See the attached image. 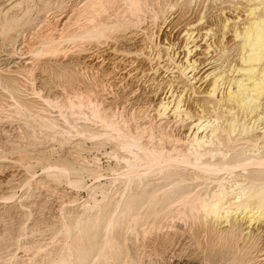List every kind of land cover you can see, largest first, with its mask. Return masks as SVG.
Returning <instances> with one entry per match:
<instances>
[{"label": "bare ground", "instance_id": "1", "mask_svg": "<svg viewBox=\"0 0 264 264\" xmlns=\"http://www.w3.org/2000/svg\"><path fill=\"white\" fill-rule=\"evenodd\" d=\"M20 1L18 2L17 6L15 5V7H20L22 3L25 4V2ZM168 1L169 0H68L69 5L66 3V0H33L32 2H27L23 8H18L17 11L11 14H6L3 19H0V42H2L3 47L4 45L6 46L9 44L14 46L17 43V39L20 35L19 32L21 30L25 29L27 30L26 32H30L27 34H32L36 30V27L43 28L42 32H40L41 29L38 28L35 31L37 34V31L40 30L38 32L40 33V35L38 34L39 36L29 35L31 37H36L37 41L32 40V38L28 36L30 38H28V40L30 41L27 42V40L23 37L25 39V45L20 46L27 48V52L30 50L31 53H34L38 61H44L39 64V67L36 68L35 63L37 62L35 61L37 60L34 61L35 63L31 61L30 65L27 63L26 66L21 65V63H24L22 62L24 60L23 58H21L23 59L22 61L17 63L14 62L15 60L13 59L14 61L11 62H14L12 64H15L14 66L17 69L15 68L16 70H13L8 68L7 71L2 70L4 72L6 71V74L0 70L3 73H0V87L12 100H14V102L17 104V108L19 106V109H16V112H18L17 110L22 109L20 106L23 108L35 107L34 104H32L33 101H31V103L30 101H24V99L21 98V96H24L23 94H25L29 88L28 85L21 84V81L23 82L25 79L26 81L27 79L30 80V76H34L36 73L41 74L39 71L44 73V71L57 69V72L61 73L60 77L65 75L63 73L66 70H69L68 68L71 66V63H69L67 59L65 60V56L68 55L67 53L70 50V46H72L71 49L82 51L85 50L84 48L86 46L100 48L102 45L115 46L116 42L120 40L131 42L134 39H137V36H139L138 38L140 39V42L148 45L147 40H151V38H149L151 34L150 36L149 34L148 36H144L145 32L140 31V29L133 31L131 29L139 26L142 18L144 17H148L151 19V21L155 22L156 19H158V14L161 12V9L169 5ZM193 1L194 0H177V3H174L175 5H170L172 6L171 8H174L173 6L178 8L177 13L175 14H178L180 18H178L179 21L177 22H180V20L186 18V12L188 8L190 9V5L193 3ZM207 1L208 0H205V3ZM217 1H219L221 6L220 12L217 11L220 16H222L220 13L223 14L225 12H230V10L231 12L234 11L233 14H236L235 12H237L238 16L235 15L237 17L232 20H235V24L231 23L232 21L229 19V17L224 20L222 19L223 27L221 29L223 31V35L220 33L222 36L219 35V38L217 37L218 39L215 40V33L219 31L214 29L213 24L211 25L213 28L205 26L206 29L202 30L201 32L197 31L199 29L198 26L200 27V25L207 23L209 19L207 20L206 17L199 16L200 18L195 20L193 23L191 22L192 24L188 22L189 24H187V27H184L186 29H182L184 31L183 36L185 38V43L183 42L184 46L182 45L184 51H182V47L179 49V51L185 53H183L184 55L182 58L180 57L181 59L177 57V53L179 51H176V53L173 55L168 53H172V51H169L171 50L169 47L171 45L168 46V44L167 46L164 44L160 45L158 50H156V53L152 56L146 53L147 51H145V49L146 47L149 48V46L145 45H143V48L141 49L139 48V45V50H132L130 47L127 51L126 48L125 52H120L119 50H116V48H111V50L115 53L111 57L117 56L114 58L127 67L124 70L118 71L119 73L121 71H123L121 73H124L125 70L129 71V67L134 69L132 75L134 74V77H138L140 81L142 80L141 77L146 75L145 77L148 78L147 81L154 83L155 86L157 85V88H165L166 94L165 96H162L163 98L160 97L159 99L157 97V99L155 96L156 99L149 101L148 105L144 106L147 107V110L149 109L148 111L151 113L150 116L149 114L147 115V110H145L147 113L144 111L142 112V110L146 109L144 108L141 110L142 114L141 116H138V118H136V113L138 111H135L136 113H134L131 110V113H129L130 110H128L129 116L130 114L134 113V117L136 118L135 120L138 119L136 122H133L134 120H123V118L120 120H115V118L113 119L108 113H115V110L101 107V109H106V111H104L99 109L98 107L100 106L96 104L98 102V97L104 94L99 93L101 88H97V90L99 89V92L94 89L92 90L93 92H98V94L95 93L98 96L96 97L95 95V98H97L95 102V99L90 96L91 94H85L89 91V89L85 91L86 88L84 89V94L86 95H84V98H79L78 100L76 99L77 101H71L72 98L69 97L70 101L69 99H67L68 101L64 100V105L75 111L78 109H83L84 107H86L85 109L89 107L90 109L88 113H92L103 126L101 127V129L103 128V132L101 133L96 130V134L100 135L102 138L105 137L107 139L108 137L110 139L112 138V140L114 139L113 141H116L117 145H119L121 149L127 153L129 159L127 156H125L127 159H125L126 162L124 163L127 164L125 165L127 170L124 172V170L121 169L123 172L120 174V176L125 179V181L123 180L125 182V191H131V194L128 197H125L124 194L121 195L120 199L116 201L115 204L108 203L105 206H98V214L94 216L88 217L85 220L78 219L73 221L74 223L72 222L66 226H63L65 227L64 239L60 244L56 245V248L53 252H50L45 255L46 257H43L45 259L43 260L44 264H135V256L128 248V234L131 229L136 230L137 226L140 225L145 217L154 211H160L162 213L167 212L169 215H172V217H174L173 215L175 214L177 218H181L180 221H182L183 217L199 218V221L203 227L202 231L204 230L207 232L209 238L207 236L206 237L210 240L209 243H211V247L209 248L210 253L207 254L209 258L207 255V258H204L208 259L210 264H219L223 257L226 260L227 255L235 253L237 246L236 244L239 240H242L245 237H254L252 231L248 230L251 225L257 222H260L261 224L262 222L264 223V0H233L228 2L225 0ZM208 3L209 2H207V5ZM211 4L212 5L210 6L213 8L216 6L212 1ZM210 6H208L207 9ZM57 9H63L64 11L61 14H57ZM215 9L216 8H214V10ZM50 12H52V21L54 20V23L52 22L53 24L49 23V21L46 22L44 17L45 14ZM203 12L204 11H202V13ZM33 13L36 14V18L32 20L30 16ZM204 13H206V11ZM214 14L216 13L214 12ZM218 14L216 15L219 16ZM48 17H51V15ZM188 17L187 18L190 19V16ZM46 19L48 20V18ZM44 22L46 23L44 24ZM183 22L186 23L184 20ZM156 23L158 22H155V24ZM209 23L207 24L210 25ZM231 24L233 25L231 26ZM151 25L152 24H150L149 27H151ZM182 27L183 26L181 25V28ZM213 29L217 32L214 33ZM199 30H201V28ZM53 31H58L57 35H55L56 33L53 34ZM126 31L129 32L125 33ZM228 31H233L232 36L236 42L234 47L227 46L230 49L222 46L224 37L230 33ZM25 34L24 36H26ZM208 37L209 41L210 38L214 37L215 43L213 45L206 44L205 46V43L208 42ZM204 39L207 41H204ZM199 41L205 42L203 43L205 47L203 52H201V44L200 46L197 45ZM150 48L154 49V47ZM172 48H175L174 45H172ZM19 50L21 52L22 48ZM104 50L105 49L99 51L102 53ZM150 50L148 51L150 52ZM8 51L9 53L7 54H12V56H14L18 50L13 47L12 50ZM22 53L24 54L25 52ZM92 55L94 54L92 53ZM87 56L89 58V55H86V57ZM105 60L106 59H104V61ZM109 60L114 61L113 58ZM109 60L107 59L108 62ZM143 63H152L154 66H152L150 69L147 67V69H149L147 72L144 65L145 69L141 70L142 72H140V69L142 68L139 67L140 64ZM101 64H103V62ZM137 65H139V67ZM74 66V68L71 66L72 69L77 68L76 65ZM10 68L13 67L10 66ZM115 69L117 68L115 67ZM131 69L130 71H132ZM98 70L100 71V69ZM72 72L71 74L67 72V76L70 77V75H75ZM77 72L78 71H76V73ZM113 73V77H116L114 70ZM126 73L128 72L126 71ZM53 75H55L54 72ZM102 75L103 73L100 76L102 77ZM106 76H104V79ZM121 76V79H118L117 77L116 79H113L122 81L123 75ZM129 76H131V74ZM77 77L78 76H76V78ZM157 77H163L162 82L159 84L157 83L159 82L158 79L155 83ZM19 78L24 79L20 81ZM40 78L42 77L38 76V79ZM74 78L71 76V80L68 82L70 87H72L73 84H75L74 86L77 85L74 82H76L78 78ZM109 80L111 81L112 79ZM40 81L41 80H39V83H41L42 86L39 85L40 87L35 88L33 83L32 87L30 86L34 94L38 92V89L44 87L45 85H50L49 82L46 84L42 83L43 81ZM98 81L100 80L95 82ZM106 82L107 81L103 82V84ZM100 83L101 81L99 82V85ZM65 84L67 85V80L66 83H64V86H66ZM103 84L101 83V85ZM108 85L110 87L111 85L114 86L115 84ZM118 85H116V87L114 86L113 89L119 88L120 90ZM141 85L140 88L143 89L145 84H143L142 87ZM151 85L152 84L149 86L151 87ZM70 87L66 88H69L70 91ZM76 87L72 88L75 89ZM105 87L107 88V86ZM106 88L105 90L107 92ZM52 89L54 90V88ZM135 89L131 88L129 90L132 95V91ZM139 89H136L135 92L137 93V90ZM121 90L123 89L121 88ZM28 91L30 92V90ZM151 91L155 92V89L153 90L151 87ZM41 92L39 90L38 93ZM70 92L73 91L71 90ZM117 92L119 91L117 90ZM117 92L116 95L119 99V97L122 95V92L120 96H118L119 94ZM144 92L142 90V92L139 93L141 94V97L142 93L143 95H146V92ZM153 92L147 93H149L148 95H151ZM112 93L113 92H111V94ZM34 94L32 95L35 96ZM77 94L78 93H76V95ZM39 96V99H41V101L44 103H50L52 100L51 98H45L41 95ZM140 96L139 98H141ZM65 98H68V96H65ZM101 99H99V101H101ZM110 100L111 98L109 99V102ZM123 100L127 101L128 99ZM123 100L120 99V102H123ZM134 100L137 99L134 98ZM142 100L144 99L142 98ZM54 101H52V103H54ZM103 102L104 101L101 103ZM106 103L108 102L106 101ZM127 103L129 104L130 101H127L126 104ZM123 104L122 106L126 105ZM132 104L134 108L136 103L134 104L132 102ZM142 105L139 106L142 107ZM59 106L61 105L59 104ZM122 106L120 104L121 108ZM117 107L114 108L116 109ZM44 108H46V106ZM138 109L140 108L137 107V110ZM82 113H79V115ZM144 113H146L145 115H147V117L144 115ZM36 114L38 116L39 112ZM115 115H120V117H123L127 114H123V116H121L122 114L116 113ZM37 116L35 115V119H37V121H39L38 119L40 118H42L41 120H44L43 118H45L44 116H40V118ZM86 118L88 117L86 116ZM69 119V121L73 120L72 118ZM77 119L78 118H75L74 122L71 121V123H69V121L66 122L67 124H72L75 123ZM80 119L84 121V119ZM131 119L134 118L131 117ZM88 121L92 122L89 119ZM129 122H133L134 126L131 124L133 128L130 127ZM51 123H49L48 126ZM84 123L86 122L77 124L81 125L78 126L81 127L82 130L89 131V133H85L86 135L92 132L91 135L93 136L95 134L93 131H95V129L98 127L94 130L92 129L93 131H91V128L89 130V127H87L88 124ZM83 124L85 127H82ZM54 126L57 127L56 125ZM172 126H175L174 128H176L177 132H179L177 129L179 128L180 132L176 133L175 130V134L173 130L171 131L173 134L168 132L167 127L168 130H170L173 128ZM43 127L45 126L43 125ZM67 127L68 126H65V128ZM53 128L54 127L51 129ZM71 128L73 129V127ZM67 129H69V127ZM67 129H64V131ZM70 131L72 132V130ZM82 134L83 132H81L80 137L83 136ZM86 135H84L85 138H92L86 137ZM93 137L95 139V136ZM54 171L62 172L59 170ZM62 173H65V171ZM97 175H99V173H97ZM99 176L101 177V175ZM100 177L97 176L95 179L99 180ZM203 188H208L210 190L207 189L205 193L200 192ZM77 208L80 207L77 206ZM180 223L182 224V222ZM132 225L134 226L133 228ZM183 226H185V222ZM258 226L260 227H257V232L254 231L256 233L255 236H260V238H263L264 240V228H261L263 225L261 226L258 224ZM183 230L185 231V229ZM200 235H198V237ZM194 237H196V235ZM260 238H258V240H260ZM136 245H138V243ZM46 246H49V244ZM139 247H141V245ZM43 250V246H39L30 254H25V257L27 258V264H33V262L41 257L42 253H44ZM240 250L238 251L240 252ZM262 250H264V248ZM235 257L236 256L233 258ZM240 259L238 261L235 258L237 262L234 260V262L231 264H243L241 263ZM197 263L200 262L198 261ZM202 263H206V261Z\"/></svg>", "mask_w": 264, "mask_h": 264}, {"label": "rangeland", "instance_id": "2", "mask_svg": "<svg viewBox=\"0 0 264 264\" xmlns=\"http://www.w3.org/2000/svg\"><path fill=\"white\" fill-rule=\"evenodd\" d=\"M19 1L20 0H0V15H1L0 19H3L6 14H11V13L17 11L18 8H23L27 4V2L29 3L30 1L32 2L33 0H30V1L29 0H24V1L21 0L22 2H25V4L22 3L20 7H15V5L16 6L18 5ZM211 1L213 3H215V5H216V6H214V8H216L215 10L213 7L210 6V5H212ZM225 1L228 2V1H233V0H225ZM168 2H169V5L168 6L164 5L166 7L161 9V12L158 14V19H156V21H155L158 23L155 24V22L151 21L150 18L144 17V18H142L139 26L131 29L132 31L140 29V31L145 32L144 36L145 35L148 36V34L150 36V34H151V36L149 37V38H151V40H149L151 42H149L147 40L148 45H145V43L140 42V39L138 38L139 36H137V39H134L131 42L125 41V40L124 41L120 40V41L116 42L115 46L102 45V47H100V48H96L94 46H86L84 48L85 50H82V51L71 49L72 46H70V50L67 53L68 55L65 56L66 58L65 57H63V58H65V60L67 59V61L69 63H71V66H73V68L75 67L74 65H76L77 68L72 69V67L70 66V68H68L69 70H66L63 73L66 75V76L63 75V76H65L64 78H62L63 76L60 77L61 73H58L57 69L44 71V73L39 71L41 74L36 73L34 76H30V80L27 79V81H26V79H25L23 81L24 83L21 81L24 78H21V79L19 78V80L21 81V84L28 85V87H29L28 90H30V92L27 90L26 93L23 94L24 96H21V98L24 99V101H30V102L33 101V103L32 102L31 103L34 104L35 107L23 108L20 106V108H22V109L17 110L18 112H16V109H19V106L17 108V104L14 102V100H12L0 87V104H1L0 105V111L2 110L0 112V113H2V114H0V264H27V262H26L27 258L25 257V254H27V255L30 254L33 250H35L39 246H43L44 253H42L41 257H39L36 261H34L33 264H44L43 260H45V259L43 257H46L45 256L46 254L53 252L56 248V245L60 244L61 241L64 239L65 227H63V226H66L67 224L72 223L73 221H76L78 219L85 220L88 217L94 216V215L98 214V206H100V205L105 206L108 203L115 204L116 201H118L120 199L121 195L124 194L125 197H128L131 194V191L130 192L125 191V186H124L125 185L124 184L125 179H123V177L120 176V174H122L123 170H124V172H126L125 170H127V168H125V165H127V164H124L126 162L125 159L128 158L127 153L123 149H121V147L119 145H117L116 141H113L114 139L112 140V138L110 139L108 137H107V139L105 137L102 138L100 135L96 134L97 131L101 132V133L103 132L102 131L103 128L101 129V127H103V126L95 118V116L92 113H88L89 109H90L89 107H87V109H85L86 107H84L83 108L84 110L78 109L79 111L78 110L75 111V110L71 109L70 107L68 108V106H65L64 104H65V101H68L67 99H69V97L72 98L71 101H74L76 99L78 100L79 98H81V99L84 98L85 94L86 95L91 94L90 96H92V98L95 99L94 100V102H95L97 100V98H95V95H96L95 93L98 94V92L100 91L99 93H104V94L102 96H100L102 99L96 95V97H98L97 101L99 102V103L97 102L96 104L98 106H100V107H98L99 109H101V107H104V108H108L111 110H115L116 111V112L114 111L115 113H108L109 116H111L113 119L115 118V120H120L123 118V120H127V121H131V120L133 121L134 120L133 122H136L138 119L137 120H135V119L138 118V116H141L143 111L147 113V111L149 110V109L147 110V107H144V106L148 105L149 101H151V100L153 101L157 97L159 99H160V97L163 98L162 96H165L166 90L163 86H162L163 88H157L158 87L157 85L155 86L154 83H150L149 81H147L148 78L145 77L146 75L144 77L142 76L143 78L141 77V79H142L141 81H143V82H141L138 79V77H134L135 76L134 74L132 75L134 69H131L129 67H128L129 71L128 70L124 71L125 74L121 73L123 71H121L119 73L118 71L124 70L127 67L125 65H123V63L121 64L117 59L114 58L117 56L111 57V56H113V54H115L111 50V48H116V50H119L120 52H125L126 48H127V51L129 50L130 47H131L130 49H132V50H134V49L139 50L138 49L139 45H140L139 46L140 49L143 48V45H145V46H149V48L146 47V49H145V51H147L146 53H148V55L152 56L153 54L156 53V50H158V47L160 45L164 44L165 46H167V44H168V46L171 45V46H169L171 49L169 51H172V53L171 52H168V53L173 55L176 53V51L178 52L179 49H181L182 45L184 46L183 42L185 43V38L183 36L184 35L183 30L186 29L184 27L185 26L187 27V24H189L188 22H190V24H192L195 20L200 18L199 16L206 17L207 20L209 19V21L207 23L210 22L209 23L210 25H208L207 23H205L207 25L202 24V25H200V27L198 26V28L199 29L201 28V30H199V29L197 30V28H196V30L201 32L202 30L206 29V27H212L211 25L213 24L214 29L219 31V32H217L213 29L214 33L217 32V33H215L216 34L215 40H217L219 38V35H221V34L223 35V31L221 29L223 27V20L229 17V19L232 21L233 19H235V17L238 16L237 12H235L236 14H233L234 11L231 12V10H230V12H225L226 14L220 13L222 15V16H220L217 11L220 12L221 6L219 4V1H217V0H215V1L214 0H208L207 1V2H209L208 5H207V2L205 3V0H194L193 3L190 5V9L188 8V10L186 12L187 13L186 18L188 16H190V19H188L189 18L188 17L187 19L185 18V19L180 20V22H177V21H179L178 18H180L178 14H175V13H177L178 8H176L175 6H173L174 8H171L172 6H170V5H175L177 3V0H169ZM66 3L68 4V0H66ZM208 6H210L211 8L209 7L210 9L209 8L207 9ZM193 9H194V11H193ZM6 10H9V11H6ZM58 10L61 12H59ZM63 11H64L63 9H57V14H61ZM202 11H204V12L206 11V13H204V12L202 13ZM214 12L216 14H218L219 16L214 14ZM51 13L52 12L47 13L49 15L45 14L44 17H45L46 22L49 21V23L53 24L54 20L52 21L53 18H52ZM210 14H212V15H210ZM46 15H47V17H46ZM50 15H51V17H48ZM209 15H210V17H209ZM235 15H237V16H235ZM30 18L33 20L34 18H36V14L33 13L30 16ZM46 18H48V20ZM210 18L212 21L210 20ZM49 19H51V20H49ZM183 20L186 21V23L183 22ZM234 21H232L231 23L235 24ZM46 22H44V24ZM150 24H152L151 27H149ZM233 24H231V26ZM181 25L183 26L182 28H181ZM37 28L38 27H36L35 29L37 30ZM38 29H41V31L39 30L40 32L43 31V28H38ZM26 31L27 30L23 29L19 32L20 35L17 39V43L14 46L9 44L6 46L4 45V47H3L2 42H0V66H1L0 70L1 71L2 70L7 71L8 68L14 70L16 67L14 66L15 64H12V63L20 62L23 59L25 61L23 60L22 62H24V63H21V65H26L27 63H28V65H30L31 61L34 62L35 60H37L35 57V54L31 53L30 50H29V52H27L26 50H28V49L23 47V46L25 45V42H24L25 39L28 42V41H30V40H28L29 37L34 36V35L39 36L40 33H38L39 31H37V34H36L35 31L33 30L34 33H32L33 34L32 35V34H27L30 32H26ZM148 31H150V32H148ZM25 32H26V34H25ZM127 32H129V31H126L125 33H127ZM228 32H230V33H228L224 37L222 46L234 47L236 42L234 41V39H233L234 37L232 36L233 31H228ZM52 33L53 34L56 33L55 35H57L58 31L57 32L53 31ZM24 34L26 36H24ZM29 35H31V36H29ZM182 37L184 38V41H183ZM31 38H32V40L37 41L36 37H31ZM207 39H208V42H206V43L204 42V41H207L205 39L203 42L199 41L197 43V45H199V46L201 44V46H200V47H202L201 52H203V50L205 49L203 43H205V46H206V44H212L213 45L215 43L214 37L210 38V41H209V37ZM21 40H22V42H21ZM199 40H200V38H199ZM21 43H23V44H21ZM122 43H124V44H122ZM20 45H23V46H20ZM134 45H135V47H134ZM155 45H157V46H155ZM172 45H174L175 48H172ZM13 47H15L18 50L16 52V54L14 56H12V54H7V53H9L8 50H12ZM150 47H154L155 50L153 48H150ZM229 47H227V48L230 49ZM21 48H22V50L20 52L19 49H21ZM102 49H105L104 50L105 52L102 51V53H101L99 51ZM94 50H96V51H94ZM148 50H150V52ZM182 51H184L183 47H182ZM182 51H179L178 52L179 54L177 53V57H179V58L183 57V55H184L183 53H185V52H182ZM22 52H25L27 55L24 53L25 54V57H24V54ZM94 52H96L97 54ZM92 53L94 55H92ZM90 54H91V57H90ZM86 55H89V58H88V56L86 57ZM103 56H104V58H103ZM21 58H23V59H21ZM86 58H87V60H86ZM112 58L114 61L109 60ZM104 59H106L105 61L107 62V64L104 61ZM107 59L109 60V62L107 61ZM71 60H73V61H71ZM96 60H98V61H96ZM11 61H14V62H11ZM27 61H29V62H27ZM43 61H41V60L35 61V62H37V63L34 62L36 68L39 67V64H41ZM102 62H103V64H101ZM72 63H74V64H72ZM99 63H100V66H99ZM104 64H106V65H104ZM144 65H145L146 69H145ZM10 66L13 68H10ZM137 66L139 67V65H137ZM152 66H154V64H152V63L151 64H149V63L140 64L139 68H142V69H140V72H142L141 70H144V69L146 71L147 70L149 71V69ZM115 67L117 69H115ZM147 67L149 69H147ZM101 68L105 71H103ZM98 69H100L101 72ZM130 69L132 71H130ZM75 70L78 71L77 72L78 74L76 73ZM106 70L109 72H107ZM113 70L115 72V76L118 79H121V77H122L121 75H123L122 81H119L118 79H117L118 81L115 80L116 77H113V75H114ZM1 71H0V73L3 74L2 72H4V71H2V72ZM126 71L129 74L126 73ZM146 71H144V72H146ZM5 72H4V74H6ZM53 72L55 73V75H53ZM67 72H69L70 74H71V72L74 73L76 76H78L77 77L78 79L76 78L75 75H70V77H68L67 76L68 74H66ZM106 72H107L106 75L108 76V78L105 75ZM48 73H50V74H48ZM100 73L101 74L103 73V75H102L103 78L100 76L101 75ZM130 74H131V76H129ZM37 75L42 77V78L38 79ZM91 75H93V76H91ZM109 75H111V76H109ZM71 76L73 78L75 77L74 79H77L76 82H74L77 84L76 85L77 87L74 86L75 84L72 85V87H76L75 88L76 90L74 88L70 87L68 84V82H70V80H71L70 79ZM104 76H106L105 79H104ZM126 76H128V77H126ZM96 77H98L99 79ZM113 78H115V79H113ZM162 78L163 77H157L155 80V83L157 82V79L159 81L157 83L158 84L161 83ZM109 79H112L115 81H112V80L110 81ZM129 79H130V82H129ZM134 79H136V80H134ZM39 80H41L40 82L43 81L42 83H46V84H48L47 82H49L50 85H48V86L45 85L44 87L37 90L38 92H39V90H40V92L42 91L41 93H38L36 91L37 93L34 94L32 92L33 90L30 88V86L32 87V83L34 84L33 86L35 88L42 86L41 83H39ZM62 80L64 83H66V80H67V85L65 84L66 86H64V83L62 82ZM97 80H100L102 84L105 81H107V82L104 83L103 85H101V83H100V85H101L100 86L99 85L100 81L95 82ZM126 80H128V81H126ZM77 81H78V83H77ZM145 81L148 83H146ZM114 82H116V83H114ZM133 82H136V83L139 82V83L136 84ZM93 83H94V86H93ZM118 83H119V85H118ZM121 83H123V84H121ZM51 84H53L54 86ZM56 84H57V86H56ZM95 84H97V85H95ZM108 84H110V85L115 84L114 85L115 87H116V85H118V87H120V90H119V88L113 89L114 86L111 85L112 87L111 86L109 87ZM143 84H145V86H143ZM150 84H152L151 87L153 90L155 89V92L151 91V87L149 86ZM123 85H125V86L127 85V86L125 87ZM140 85H141V87L143 86V89L140 88ZM105 86H107V88ZM58 87H59V89H58ZM66 87H70V91L72 90L73 92H70L69 88H66ZM130 87L133 89H135V88L136 89L140 88V89L137 90L138 91L137 93L135 92L136 89L133 90L132 91L133 95H132L131 92L129 91L131 89ZM154 87H156V88H154ZM52 88H54V90ZM97 88H99V89L101 88V90L98 89L99 90L98 91ZM105 88L107 89V92H106ZM121 88L123 90H121ZM50 89H52V90H50ZM84 89H85V91H87V89H89V91L87 93H85ZM93 89L97 90L98 92H93L92 91ZM162 89H163V91H162ZM117 90L119 92H117ZM142 90H143V92L145 90H147V91H145L146 93L144 92L146 95L149 94L147 92H153V94L150 93L151 95L146 96V95H143V93H142V97H141L140 96L141 94H139V93H141ZM75 91H77V92H75ZM103 91H105V92H103ZM124 91L125 92L128 91V92L125 93ZM158 91L160 92V94ZM111 92H113V93L111 94ZM116 92L119 94L118 96H120V94L122 92V95L119 97V99L117 98ZM163 92H164V94H163ZM76 93H78L77 95H80V96H77ZM93 93H94V95H93ZM114 93H115V95H114ZM128 93H130V94H128ZM32 94H34L35 96H33ZM57 94H59V95H57ZM65 94H67V95H65ZM39 95H41L42 97L44 96L45 98H51L52 100L49 99V100H51L50 103H44L41 101V99H39L40 98ZM70 95H73V96H70ZM112 95H114V96H112ZM65 96H68V98H65ZM103 96H105V97H103ZM139 96L141 98H139ZM143 96H145L147 99ZM155 96H156V98H155ZM149 97H150V99H149ZM151 97H154V98H151ZM106 98H108V99H106ZM110 98H111V100L109 102ZM134 98L137 100H134ZM142 98L144 100H142ZM99 99H101V101H99ZM112 99H114V100H112ZM115 99H116V101H115ZM120 99H122V100L128 99L127 101L128 102L130 101V103L126 104V102H127L126 100L125 101L123 100V102H120ZM52 101H54V103H52ZM69 101H70V99H69ZM102 101H104V102L101 103ZM106 101L108 103H106ZM117 101L119 102V104ZM132 102L134 104L136 103L134 105V108H133ZM143 102H145V103H143ZM49 104H52V105H49ZM59 104L61 106H59ZM102 104H103V106H102ZM105 104H107V105L109 104L108 105L109 107ZM120 104H121V106H122V104L123 105L126 104V105L122 106V108H121ZM130 104H132V105H130ZM139 105L140 106L142 105V107H140ZM45 106H46V108H44ZM48 106H51L53 108L48 107ZM117 106H119V107H117ZM10 107H12V108L14 107V108L12 109ZM114 107H117L116 108L117 110ZM137 107L140 109L137 110ZM104 108H102L101 110L106 111V109H104ZM124 108H125V110H124ZM144 108H146V109H144ZM28 109H30V110H28ZM142 109H144V110H142ZM85 110H87V111H85ZM128 110H130L129 113H131V110L134 113H136L137 111L141 112V110H142V112L141 113L137 112L136 118H135L134 113H132L133 115L130 114V116H129ZM145 110H147V111H145ZM24 111H26V112H24ZM27 111H29V112H27ZM77 111L79 113H82L83 111L84 112L81 115H79V113ZM108 111H110V110H108ZM121 111H123V112H121ZM20 112H23V113H20ZM38 112H39V114L37 116L36 113H38ZM48 113H50V114H48ZM64 113H65V115H64ZM116 113L122 114L121 116H123V114H127L124 116L129 118L130 120L125 118L124 116L120 117V115H115ZM146 113H144V115ZM46 114H48V115H46ZM137 114H139V115H137ZM148 114H149V116L151 115L150 111H148L147 115ZM9 115H11L12 117ZM35 115L39 118H40V116L41 117L44 116L45 118H43L44 120H41L42 118H40V119H38L39 121H37V119H35ZM70 115L74 116V117H71ZM75 115H78V116H75ZM84 115H86L88 118H86V116H84ZM147 115H145V116L147 117ZM32 116H33V118H32ZM131 117L134 119H131ZM69 118L73 119V120H71L72 122H74L75 118H78V119L75 121V123L69 124V123H71V121H69L70 120ZM80 118L84 119V121L81 120ZM29 119L32 121H30ZM79 119L81 120L82 123L86 122L84 124H88L87 127H89V130L91 128V131H93L95 128L98 127L93 132H95V134L98 135L99 137L94 134L93 135V136H95V139H94V137L91 135L92 132H90V134L86 135L85 133H89V131L88 130H82V128L79 127V126H81V125H79L81 123ZM88 119L92 122H89ZM50 120H52V121H50ZM46 121H48V122H46ZM66 121H69V123L67 124ZM93 121H97V122H93ZM51 122H53V123H51ZM76 122L79 124H77ZM133 122L132 123L129 122L131 128H133V126H134ZM49 123H51L50 124L51 126L50 125L48 126ZM96 123H98V124H96ZM43 125L45 127H43ZM54 125H56L57 127H55ZM70 125H72V126H70ZM83 125H82V127H85V125L84 126ZM65 126H68L69 129L71 127H73V129L72 128L70 129V130H72V132L69 129H67L68 127L65 128ZM90 126H92V127H90ZM47 127H49V128H47ZM50 127L51 128L54 127V128L51 129ZM77 127H79V128H77ZM172 127L173 128L170 130H168V127H167V131L170 133H172L171 132L172 130H173V132L175 130L176 133L180 132L179 128H177L179 131V132H177L176 128H174L175 126H172ZM64 129H67L66 130L67 132L64 131ZM75 129L76 130L79 129L81 132H83V134H82L83 136L80 137L81 132L79 130L77 132H75L76 131ZM68 132H70V133H68ZM175 132H174V134H175ZM78 133H80V134H78ZM84 135H86V137H92V138H85ZM46 136H48V137H46ZM80 138H82V139H80ZM113 143H116V144H113ZM78 144H79V146H78ZM119 149H121L122 151ZM118 153H121L122 155L118 154ZM121 156H123V157H121ZM125 156H127V158ZM121 158L122 159L124 158L123 159L124 161ZM121 169H123V170L121 171ZM54 170H59L62 172L65 171V173L54 171ZM116 171H120V172H116ZM97 173H99V175H101V177L99 175H97ZM65 175H67V176H65ZM97 176L100 177L99 180L95 179V178H97ZM207 189L208 188H203L202 189L203 191L201 190L200 192L205 193L207 191ZM208 190H210V189H208ZM90 197H91V199H90ZM101 200H103V201H101ZM77 206L80 207L81 209L77 208ZM173 216L174 217H172V215H169L167 212L162 213L160 211H154L145 217V219L140 223V225L137 226L136 230H134V229L130 230V232L128 234V248H129L130 252L135 256V264H200V263L201 264H206V263L210 264L208 259H205L204 257H206V255L210 253L209 248L211 247V243H209L210 240L207 239V237H208L207 232H205L204 230L202 231L203 227H202L201 222L199 221V218H197V217H193V218L183 217L182 221H180L181 218H177V216H175V214ZM169 218H171V219H169ZM171 220H175V221H171ZM180 222H182V224ZM184 222H185V226H183ZM187 223H189V224H187ZM258 224L261 226L263 225L261 228H264L263 222H262V224L260 222L259 223L257 222V223H254L253 225H251L248 230L252 231V234L254 235V237L253 236L245 237L244 239L239 240L238 243L236 244L238 247L235 245L236 246L235 250L237 252L234 250L235 253H232L231 255H227V258L225 257L226 260L223 257V259L220 260L219 264H224L225 262H226L225 264H231L232 262H234L235 258H236V260L239 261L240 257L242 259V260L240 259V261L243 264H264V250H262L264 248V240H263V238H260V236L259 237L255 236L256 233L254 232V231L257 232V229H258L257 227H260V226H258ZM133 227L134 226L132 225V228ZM182 228L185 229L186 232ZM175 229H179V230H175ZM143 232H145V233H143ZM200 234H202V235H200ZM141 235H143V236H141ZM189 235H191L192 237ZM195 235H196V237H194ZM198 235H200V236L198 237ZM258 238H260V240H258ZM207 240H209V241H207ZM137 243L139 246L141 245V247L136 245ZM207 243H209L210 246ZM47 244H49V246H46ZM152 244H154V245H152ZM198 245H200V246H198ZM44 247H46V248H44ZM130 248H132V249H130ZM139 248H140V250H139ZM136 249H137V252H136ZM200 250H202L203 252ZM207 250H209V251H207ZM238 250H240V252L242 250L243 251L240 253ZM20 253H22V254H20ZM237 253H239V254H237ZM233 254H234V256H236L235 258H233L234 257ZM238 255H240V256H238ZM158 257H159V259H158ZM231 257H232V260H231ZM238 257H239V259H238ZM243 257H244V260H243ZM208 258H209V256H208ZM255 258H258V259H255ZM167 259H168V261H167ZM228 259L231 261H229ZM203 260L206 261V263H202V262H204ZM40 261H42V262H40ZM198 261L200 263H197Z\"/></svg>", "mask_w": 264, "mask_h": 264}]
</instances>
